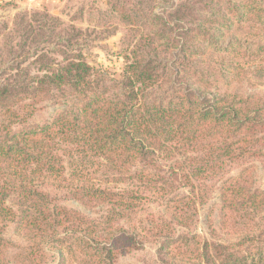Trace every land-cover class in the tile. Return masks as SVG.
<instances>
[{
	"label": "trees",
	"instance_id": "1",
	"mask_svg": "<svg viewBox=\"0 0 264 264\" xmlns=\"http://www.w3.org/2000/svg\"><path fill=\"white\" fill-rule=\"evenodd\" d=\"M26 55L35 61L27 66L9 63L0 77V177L5 182L0 190L1 221L16 220L14 208L8 206L11 197L23 200L25 210L34 212L21 217L26 225L40 219L34 216L37 211L51 212L44 225L70 219L68 211L40 200L47 197L41 191L45 186L64 187L74 199L112 207L99 222L106 227L94 233L106 235V244L93 253L90 243H83L86 257L104 255L111 260L118 250H138L143 244L136 230L107 228L122 213H135L156 196L163 198L165 213L184 227L205 181L241 157L264 158L260 150L264 104L254 103L253 97L237 103L221 96L209 98L186 84L171 89L166 102L162 94L155 92L152 97L159 86L156 70L137 56L127 62L119 79H110L76 49L57 51L48 45L37 47L33 54L24 51ZM43 103L59 107L50 121L14 130L27 124ZM179 147L188 148L181 162L178 158L168 166L162 161ZM248 170L254 174L257 166ZM95 171L104 172L112 187L82 183ZM253 178L257 181L251 189L243 176L222 180V220L200 237L194 261L180 264H264V181L258 186V176ZM120 182L125 186L116 185ZM178 187L182 195L166 197ZM238 220L247 229L235 231L238 236L233 240L218 233ZM94 228L90 225L84 232ZM198 239L189 231L186 237L163 243L161 249L170 253L173 245L178 248L177 242L197 243ZM7 247L0 235V264Z\"/></svg>",
	"mask_w": 264,
	"mask_h": 264
},
{
	"label": "rangeland",
	"instance_id": "2",
	"mask_svg": "<svg viewBox=\"0 0 264 264\" xmlns=\"http://www.w3.org/2000/svg\"><path fill=\"white\" fill-rule=\"evenodd\" d=\"M36 33L40 36H34ZM58 42L63 45L56 46ZM48 45L57 51H81L90 65L103 70L110 79H119L127 62L135 61L137 56L156 70L154 73L159 86L152 91V97L156 96L155 92L162 94L167 96L166 102L170 99L168 95L172 93L171 89L189 84L209 98L221 96L237 103L253 97L254 103L264 104V2L0 0V77L9 63L23 62L27 66L35 61L32 55L24 56V51L33 54L37 47L43 49ZM180 70L181 74L177 75L176 72ZM41 107L28 119L27 124L15 126L14 130H22L28 125H43L59 109L44 103ZM261 148L264 154V145ZM187 150L179 147L171 155H164L162 161L168 166L178 158L181 162ZM253 166H257L254 174L248 170ZM0 174H3L2 170ZM255 174L260 181L259 186L264 181V158L245 156L226 166L219 176L205 181L197 191L196 204H192L188 210L185 224H182L184 227L165 213L163 198L156 196L135 213H122L123 217L114 219L107 228L111 232L136 230L143 244L138 250H118L111 260L104 255L86 257L87 252L83 249L84 241L90 243L92 250L89 251L93 253L106 244V235L94 233L106 227L99 225V222L110 214V205L88 204L86 199H74L64 187L45 186L41 191L47 197H42L41 202H49L50 208L57 205L68 211L70 219L63 218L60 222L44 225V217L51 212L37 211L34 216L40 219L26 225L20 220L21 217L32 216L34 212L25 210L23 200L11 197L8 206L14 208L16 220H0V235L8 242L1 264L193 262L199 240H202L200 237L203 238L212 225L216 227V223L222 220V180L243 176L251 189L257 181L253 178ZM90 176L82 183L112 187L107 184L109 178L104 172L95 171ZM3 180L1 176L0 190L5 183ZM116 185L124 187L125 182ZM176 195H182V188L172 189L166 197ZM90 225L95 228L85 233L84 229ZM242 228L245 229L243 231L247 229L243 221L238 220L218 233L233 240L238 236L235 231ZM189 231L199 236L197 243L177 242L178 248H174L176 244L173 245L170 253L161 249L163 243L173 242L180 235L186 237ZM61 252L65 254L64 261Z\"/></svg>",
	"mask_w": 264,
	"mask_h": 264
}]
</instances>
